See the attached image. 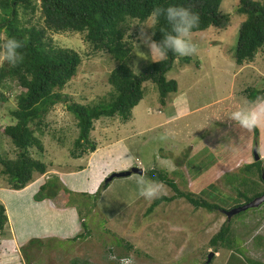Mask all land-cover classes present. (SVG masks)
Masks as SVG:
<instances>
[{
	"label": "rangeland",
	"instance_id": "rangeland-1",
	"mask_svg": "<svg viewBox=\"0 0 264 264\" xmlns=\"http://www.w3.org/2000/svg\"><path fill=\"white\" fill-rule=\"evenodd\" d=\"M238 2L222 0L221 9L232 18L226 30L209 27L192 33L197 54L191 56L189 64L178 63L168 73L169 78L177 80L178 91L166 104L161 103L157 87L146 83L144 97L134 107L131 120L101 117L95 122L91 132L92 140L97 143L95 152L81 158L70 155L79 128L67 103L56 104L39 129L33 125L43 149L34 147L32 156L44 162L47 171L42 175L36 173L34 181L21 192L11 190L0 174V201L6 205L8 217V228L0 237L1 262L5 261L3 253L14 259L18 255L19 263L13 259V264H28L21 248L27 246L30 239H36L27 252L28 257L33 256L31 264H81L83 260L90 264H111L108 262L110 247H114L116 254L128 253L133 264H208L211 253V264L264 262V204L230 217L223 212L244 203L233 188L238 182L229 183L227 176H238L240 168L256 159V155L264 161V122L244 129L226 116L223 120L215 119L248 104L250 101L243 93L247 87L264 89V48L253 62L242 66L236 63L238 31L245 18L235 12ZM39 15L37 11L34 22ZM21 17L22 21L30 18L22 12ZM152 23L151 16L143 22L133 19L127 23V34L132 35L134 45L127 64L135 73L156 62L141 39L142 28L143 34L150 35L148 27ZM51 36L55 44L76 50L82 58L76 76L59 91L80 104L105 101L112 90L108 79L117 65L113 57L93 51L80 32H51ZM3 63L0 60V66ZM3 91L0 153L4 159H16V145L3 134V129L15 122L10 113L16 107V96L23 89L17 81L7 80ZM180 97L186 98L190 113L179 114L176 99ZM168 133L167 139H161ZM124 167L127 171L142 168L144 174L151 169L163 170L181 190L218 203L222 210L210 212L196 208L181 197L163 200L149 213L146 210L157 199L146 200L139 195L137 180L142 176L139 173L113 179L92 207L96 196L86 197L83 192L94 195L109 175ZM53 177L73 192L67 197V207L63 208L66 212L59 213L60 208L55 207V211L46 215V203L37 201L42 206L36 207L32 203L41 197L39 185ZM258 183L259 189H263L259 180ZM163 185L165 196L175 195L173 189ZM89 208H94L91 213ZM78 210L87 215L86 228L90 234L73 242L69 238L75 232L73 225L79 224V234L85 230ZM78 215L80 217H76ZM227 220L232 236L225 244L217 246L215 252L210 239ZM38 221L46 226V234L54 237L31 236L24 245H18V233L13 227L19 229L22 241L26 235H31L29 231L32 226H38ZM118 238L134 244L139 253L128 252L123 242L119 246Z\"/></svg>",
	"mask_w": 264,
	"mask_h": 264
},
{
	"label": "trees",
	"instance_id": "trees-1",
	"mask_svg": "<svg viewBox=\"0 0 264 264\" xmlns=\"http://www.w3.org/2000/svg\"><path fill=\"white\" fill-rule=\"evenodd\" d=\"M221 3L222 0H0V42L14 36L24 43L20 50L23 55L22 62L15 67L6 62L0 66V106L4 102L5 81L15 80L23 89L16 96V107L10 113L15 122L3 129V134L16 145L17 157L4 159L0 153V163L3 165L0 174L6 178L11 190H23L34 181L36 173H46V164L32 156L34 147L43 149L32 127L35 125L36 129H39L56 104L67 103L66 107L77 119L79 133L70 155L73 158H81L88 152L96 151L97 143L91 138L95 122L101 117H118L124 122L131 120L134 107L144 97L146 83L157 87L162 104H166L165 101L177 93L178 82L169 78L168 73L178 63L189 64L192 57L179 58L169 52L163 59L152 62L144 66L139 73H135L127 64L134 48L133 37L127 34V23L133 19L141 22L147 20L155 7L179 4L198 12L200 23L193 32L209 27L226 30L231 25L232 18L231 14L221 9ZM37 11L40 15L34 22ZM21 12L23 16L30 18L22 21ZM235 12L245 15L239 27L235 51L236 63L242 66L253 62L257 53L264 48V0H239ZM168 30L167 22L161 17L155 26L153 39L159 41L162 39L161 32ZM68 31L84 34L85 41L92 46L93 51L110 54L117 62L108 79L112 90L105 101L94 105L80 104L59 91L76 76L82 62L81 55L76 50L61 47L53 41L51 32ZM243 93L251 102L257 97H263L264 89L247 87ZM147 174L175 191L172 197L163 196L155 200L146 210L149 213L163 200L181 197L196 208L202 207L210 212L222 210L218 203H211L192 192L181 190L178 183L163 170L151 169ZM263 174L264 161L253 159L251 163L240 168L238 176H227L229 183L238 182L233 188L237 190L238 196L244 199V203L238 206L264 193ZM255 177L262 183L263 189H259L260 184ZM111 181H104L94 195L83 192L86 197L96 196L92 207L96 206L97 197L110 186ZM39 191L41 197H37V201L50 199L58 208L67 207V197L73 192L66 186L62 187L56 177L43 182ZM93 209L89 208L88 212L91 213ZM78 214L81 216L80 224L85 230L71 238L73 242L90 234V230L86 228L87 215L82 213V210H78ZM7 223L6 205L0 201V237L8 228ZM226 223L210 239L215 252L218 250L217 246L225 244L232 236L230 221L227 220ZM35 241L36 239H30L27 246L21 248L28 264L32 263L33 256L28 257L27 252ZM116 242L119 246L123 242L122 245H125L124 249L128 252L139 253V250L134 249V244L124 241L123 238H118ZM108 255V262L111 264H117L110 259L112 255L131 257L126 252L116 254L114 247L108 249ZM82 263L90 264L86 260ZM208 264H211V259ZM252 264L264 262L255 260Z\"/></svg>",
	"mask_w": 264,
	"mask_h": 264
},
{
	"label": "clouds",
	"instance_id": "clouds-1",
	"mask_svg": "<svg viewBox=\"0 0 264 264\" xmlns=\"http://www.w3.org/2000/svg\"><path fill=\"white\" fill-rule=\"evenodd\" d=\"M150 15L153 23L148 28L152 32L150 35L143 34L142 28L141 39L150 50V56L153 58V61L158 62L169 52L179 58L191 57L197 54L198 47L192 40V33L194 29L199 27L200 17L198 12L191 7L169 4L167 7H155ZM161 17L167 22L169 30L166 32L162 31V39L157 41L153 39V36L156 33L155 26L159 23ZM23 47L24 43L16 37H8L6 40L0 42V60L15 67L23 60V55L20 51ZM225 116L229 120L234 121L240 128L252 129L258 127L261 122H264V97H257L256 100L239 106L231 112L221 114L215 119L223 120ZM169 134H165L161 139H167ZM137 185L139 195L146 200L158 199L167 194L163 183L148 177L146 174L137 180ZM229 210L231 209H224L223 212L227 214ZM227 217L229 216L227 215ZM110 259L117 262V264H133L131 257L112 255Z\"/></svg>",
	"mask_w": 264,
	"mask_h": 264
},
{
	"label": "crops",
	"instance_id": "crops-1",
	"mask_svg": "<svg viewBox=\"0 0 264 264\" xmlns=\"http://www.w3.org/2000/svg\"><path fill=\"white\" fill-rule=\"evenodd\" d=\"M181 99H176V104H177V107H178V110H179V114H184V113H187V112H191V109H190V106H189V103L187 102V101H185V97H180ZM123 164H126V163H124V162H122ZM110 171H112V170H110ZM109 171V172H110ZM115 171V170H114ZM118 171H127L126 170V168L124 167L123 169L121 168V169H118ZM115 172H117V171H115ZM108 174V173H107ZM128 177V176H127ZM118 178V177H117ZM99 184V183H98ZM97 184V185H98ZM40 186V185H39ZM68 188V187H67ZM109 188V187H108ZM107 188V189H108ZM25 189V188H24ZM23 189V190H24ZM68 189H70V188H68ZM71 190V189H70ZM22 190H20V192H21ZM72 191V190H71ZM105 191V190H104ZM86 192V191H85ZM43 201V203H46L47 204V209H46V215L49 213V212H53V211H55L56 209H53V208H55L56 206H54V204H53V202L50 200V199H45V200H42ZM42 201H40V202H42ZM32 204H34L35 206L34 207H36V206H42V204L41 203H38L37 202V200H36V203H32ZM68 209V208H67ZM72 211H74V210H72ZM57 212H59V213H62V212H66L63 208H60V210L58 209L57 210ZM76 217H79V215L78 216H76ZM78 221V220H77ZM76 224H77V222H76ZM74 227H75V232H74V234L72 235V236H69V238H73L74 236H76V235H78L79 233H80V229H79V224L78 225H73ZM14 229H15V231L18 233V245H24L30 238H31V236H37V235H45V236H43V237H47V238H49V237H54V235H49V233H48V235L46 234V230H47V228H46V226H43L41 223H40V221H38V226L37 227H33L32 226V229L29 231L30 233H31V235L30 236H25L23 239H22V241H21V239H20V231H19V229H16L15 227H13ZM33 232L34 233H36V235H33ZM82 232H83V230H82ZM29 237V238H28ZM63 239H67V237H63ZM21 245V246H22ZM13 253V252H12ZM2 255L3 256H5L4 257V259L3 260H5V261H2L1 262V259H0V262H1V264H13V259L14 258H11V257H7L6 255L7 254H3L2 253ZM16 258L14 259V260H17V262L19 263V257H18V255H16L15 256Z\"/></svg>",
	"mask_w": 264,
	"mask_h": 264
},
{
	"label": "water",
	"instance_id": "water-1",
	"mask_svg": "<svg viewBox=\"0 0 264 264\" xmlns=\"http://www.w3.org/2000/svg\"><path fill=\"white\" fill-rule=\"evenodd\" d=\"M260 158V156L256 155V159L258 160ZM132 173H139V174H144V171L142 168H132L128 171H119V172H114L112 173L111 175H109V177H107L106 181H111L113 180L114 178L116 177H121V176H129L131 175ZM263 176V179H264V174L262 175ZM262 204H264V193L255 197L254 199H252L251 201L243 204V205H240V206H237V207H234L233 209L229 210L227 212V215L230 217L231 215L233 214H237L241 211H244V210H247L249 208H256V207H259L261 206ZM213 253L210 254L209 256V259H211Z\"/></svg>",
	"mask_w": 264,
	"mask_h": 264
}]
</instances>
